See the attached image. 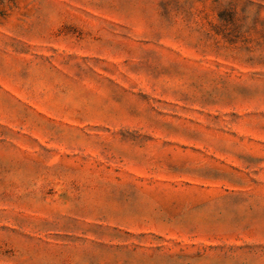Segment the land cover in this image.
<instances>
[{"label": "rangeland", "instance_id": "rangeland-1", "mask_svg": "<svg viewBox=\"0 0 264 264\" xmlns=\"http://www.w3.org/2000/svg\"><path fill=\"white\" fill-rule=\"evenodd\" d=\"M0 264H264V0H0Z\"/></svg>", "mask_w": 264, "mask_h": 264}]
</instances>
